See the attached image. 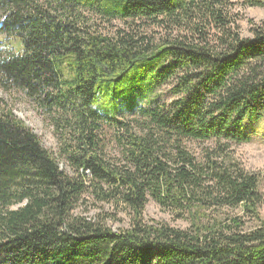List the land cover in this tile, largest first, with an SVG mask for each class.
Returning <instances> with one entry per match:
<instances>
[{
	"label": "trees",
	"instance_id": "trees-1",
	"mask_svg": "<svg viewBox=\"0 0 264 264\" xmlns=\"http://www.w3.org/2000/svg\"><path fill=\"white\" fill-rule=\"evenodd\" d=\"M235 6L0 0V89L52 120L71 171L0 97V264H264L261 174L233 151L264 121V22L244 38Z\"/></svg>",
	"mask_w": 264,
	"mask_h": 264
},
{
	"label": "rangeland",
	"instance_id": "rangeland-1",
	"mask_svg": "<svg viewBox=\"0 0 264 264\" xmlns=\"http://www.w3.org/2000/svg\"><path fill=\"white\" fill-rule=\"evenodd\" d=\"M245 1L246 0H231V2L235 3L236 5L234 7V11L239 18L238 24L241 35L244 38H250V29L252 24L260 25L264 22V9L257 7L244 8L242 4ZM261 1L264 2V0ZM1 18L2 17L0 16V20ZM100 24L108 31V33H113L116 29V26H119L120 28L124 27L118 24V22H114L113 24ZM163 92H166V90ZM0 97L5 101L7 107L12 110V113L26 126L34 131V133L40 139L42 146L54 153L60 163V168L70 173L71 171L69 170L67 163L59 157L58 136L56 134L52 120L44 117L36 105L22 92H5L0 89ZM255 127L257 130V133L253 135L255 141L250 144L234 146L233 151L235 159L248 172L261 174L260 191L264 198V121L260 122L259 124H255ZM112 134L113 133L111 130L105 128L104 137L109 143L107 151L111 157H114L117 156L118 149L115 143L111 142ZM189 147L192 152L196 154V156H200L202 152L201 150L203 148L211 147V145L190 144ZM104 209L106 211L110 210L108 207H104ZM99 212L100 210L94 209L93 202H90L87 205H83L77 213L84 214L87 217L92 218ZM260 214L264 218V204L260 209ZM145 220L149 223L154 221L157 223L167 224L173 228L181 230H187L189 228V224L187 222L176 221V219H174L169 212L162 210L154 202H150L147 206ZM107 225L115 232H118L120 230L129 229L130 220L127 216L120 214L117 221L109 220Z\"/></svg>",
	"mask_w": 264,
	"mask_h": 264
}]
</instances>
